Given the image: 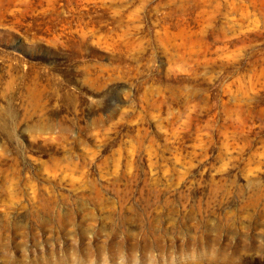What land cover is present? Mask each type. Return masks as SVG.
Returning a JSON list of instances; mask_svg holds the SVG:
<instances>
[{
  "label": "rangeland",
  "instance_id": "374dc122",
  "mask_svg": "<svg viewBox=\"0 0 264 264\" xmlns=\"http://www.w3.org/2000/svg\"><path fill=\"white\" fill-rule=\"evenodd\" d=\"M0 264H264V0H0Z\"/></svg>",
  "mask_w": 264,
  "mask_h": 264
}]
</instances>
